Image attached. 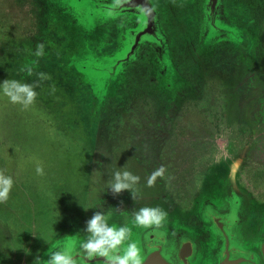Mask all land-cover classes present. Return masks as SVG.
<instances>
[{
	"label": "flooded vegetation",
	"instance_id": "flooded-vegetation-1",
	"mask_svg": "<svg viewBox=\"0 0 264 264\" xmlns=\"http://www.w3.org/2000/svg\"><path fill=\"white\" fill-rule=\"evenodd\" d=\"M2 1L0 15L16 13L31 27V14L45 10L29 8L30 0H22V9H16L14 0L12 5L11 0ZM140 5H123L122 50L140 45L122 75V107L109 111L108 123L100 125L95 119L102 112L104 73L94 66L85 69L82 61L87 57L69 55L71 46L57 42L54 29L48 34L52 43L46 32L39 38L44 55L36 56L35 48H25L15 36L17 22L0 17V48L7 50L0 61V84L12 80L10 68L17 58L34 67L32 75L22 74L23 83L39 82L28 109L11 103L0 88V171L14 181L8 201L0 203V264L48 259L62 248L65 238L60 237L67 230L82 237L65 249L77 264H104L83 254L80 245L87 236L78 233L85 232L97 211L107 222L128 226L127 215L141 208L125 190L112 193L118 163L122 171L148 176L164 167L156 181L170 196L169 220L176 216L174 224L186 228L180 264H264V0H198V5L187 0L182 6L188 14L181 19L189 22L178 28L174 42V31L157 4L155 11ZM104 11L85 9L88 25L83 32L91 36L77 46L89 56L91 44H102V35L98 40L92 35L103 29L95 23L107 20L101 16ZM138 22L143 27L135 32ZM63 70L87 81L91 94L82 99L62 78ZM41 72L51 79L38 81ZM55 89L70 96L75 110L70 121H57L61 110L49 108ZM162 96L165 104L160 103ZM183 100L187 103L178 104ZM35 128L43 135L39 143L32 136ZM77 128L87 137L75 136ZM48 142L62 149L61 164L47 147L42 154ZM38 165L42 176L36 173ZM68 178L78 179L81 189H74ZM39 211L45 213V235L37 231ZM158 236L167 241L160 245ZM131 237L135 242L133 231ZM149 239L141 248L147 258L166 249V235L151 233Z\"/></svg>",
	"mask_w": 264,
	"mask_h": 264
},
{
	"label": "rangeland",
	"instance_id": "rangeland-1",
	"mask_svg": "<svg viewBox=\"0 0 264 264\" xmlns=\"http://www.w3.org/2000/svg\"><path fill=\"white\" fill-rule=\"evenodd\" d=\"M89 0H40L37 2L29 1V8L33 9L35 6V9L40 8V9H45L44 13L40 14H31L30 19L33 21L32 22V27L31 25L29 26L30 22L24 21V18L17 15L16 13L9 14L8 13L4 14L7 16L3 18L4 20H7L9 22H12V19L17 22V25L19 27L17 28L18 33H15V36L19 35L20 37V42L24 43L25 48H35L37 50V45L41 44L40 42V37L44 36V32L47 33V39L52 43L50 40L48 34L53 33L52 29L56 31L57 34H59V37L57 39V42H63L64 44H69L71 47H67L66 51L68 52L69 55L75 56V57H87L88 59H83V65L86 67L85 69L90 70L93 66L96 69H99V72H103L104 75L101 77V79L105 83V95L104 99L102 100V112H100L97 116L96 123L99 124V122L104 121L105 123H108V112L117 110L116 108L122 107V78L124 76L123 72L125 68L129 65L130 62H132L135 59L136 56V51L137 47L140 45L137 44L134 46L130 45L129 47H125L122 50V12H119L117 10V7L114 5V0H106V1H101V0H93L90 2L89 5ZM187 0H145V4L142 6H138L139 8L143 9L145 7L151 8L152 10L155 11V6L154 4L156 3L158 8H160L162 14L165 16L167 22L166 25H169V28L172 29L174 32L171 36V40L174 42L178 38V28L182 25H187L189 21H184L181 19V14H188L187 10L184 9L182 6L185 4ZM190 2H195L196 5H198V0H188ZM3 2L0 0V3ZM88 2V3H87ZM13 1L11 0L10 5H12ZM38 3V6L35 4ZM134 3H140V2H135ZM14 4L16 5V9H22L26 6H24V2L22 0H14ZM187 4H189L187 2ZM34 5V6H33ZM43 6V7H42ZM137 6V5H136ZM19 7V8H18ZM91 11H94L97 7H101L105 11L101 14V16L107 17V20L105 19H100L96 21L95 27L99 28L102 26L103 29H95V33L93 36H95V39L98 40V35L103 36V41L101 46H99L97 43L91 44L89 47L93 46L92 48L88 47L89 53L91 54L89 56L88 53L80 50L82 48V45L87 42V36L90 37L91 33L89 32H83V29L85 28L86 24L85 19H86V13L85 9L89 8ZM11 8V6H10ZM197 8V6H196ZM19 13V11L17 12ZM4 15H0L4 16ZM120 16V17H118ZM110 18V19H109ZM144 18V17H143ZM3 21V20H2ZM51 21V22H50ZM88 21V17H87ZM52 25H56L55 27H52ZM94 27V28H95ZM143 27V22H138L137 26L135 27V32ZM38 29H40V32L38 33ZM59 32V33H58ZM1 33V32H0ZM59 40V41H58ZM90 40V39H89ZM93 38L91 39V41ZM184 40V39H183ZM24 41V42H23ZM2 43V38L0 37V45ZM78 44H82L81 46H77ZM21 45V44H20ZM76 45V46H75ZM75 46V47H73ZM134 47V50H131ZM87 50V47L85 48ZM131 50V51H130ZM6 49L0 48V61L3 56V54L6 52ZM128 51V54L126 52ZM5 56V55H4ZM6 59V56H5ZM112 59V60H111ZM74 60V59H73ZM74 62L78 66V70H81V65L79 62L75 61ZM109 62V63H108ZM31 68L32 71L34 67L31 65H26V67L23 65L21 62V59L17 58L15 61L12 63L11 68H10V76L11 79L13 80L12 74L15 77L16 81H21L24 76L22 74L28 73L26 70L27 68ZM7 70H9L7 68ZM26 70V72H24ZM12 73V74H11ZM62 78L66 79L67 83L70 84L72 89L82 98L85 99L86 94L92 92L91 87L89 86V83L85 80H83L80 76L78 78H75L71 75H69L66 71H61L60 72ZM60 76V77H61ZM130 76V75H129ZM128 76V77H129ZM127 77V78H128ZM24 80L21 81L23 83ZM54 92L50 93V104L49 108L53 112H58L61 110V115L57 118L58 120H63V117L66 118L67 120H71L74 118L75 115V110L74 107L71 104V99L70 96L59 89L53 90ZM57 95V101L56 99ZM110 95V97H108ZM109 98V99H108ZM177 97L175 98L176 102ZM187 100V98H185ZM183 100V102H178V104H186L187 102ZM162 101V104H165V97L162 96L160 103ZM204 102H201L203 104ZM122 109L118 110L121 111ZM81 115V113H80ZM114 115V114H113ZM112 115V116H113ZM64 121V120H63ZM100 125V124H99ZM108 124L106 125V127ZM32 134V133H31ZM36 138V142L39 143L43 135L39 131V129H36L33 131L32 136ZM74 135L77 137H82L86 138L87 137V132L84 130L83 132L81 129L77 128L74 132ZM34 138L32 137L31 140ZM44 146V145H43ZM31 147L34 148V145L31 144ZM47 149L51 152L53 155V160L54 162H58L61 164L63 162V155L62 154V149L60 147L55 146L53 143L48 142L45 148L43 147L42 154H44V149ZM36 153L38 150L35 151ZM125 154V153H124ZM34 156V155H33ZM14 159V158H13ZM10 159V160H13ZM10 165H13V163L10 161ZM31 165V164H30ZM119 171L121 170V164H117ZM132 174L138 176L140 178L139 183L136 185V188L138 189L137 192V206L140 207H159L163 209L167 213V218L166 221L164 222V226L159 229L155 228H149V229H142L139 227H135L133 225V213H129L128 219L126 220V223L129 221L130 227L133 231V236L135 233V243L137 246L141 249L143 247H146L148 243H150L149 235L151 233H156V234H163L168 237V244H166V249L162 252V255L166 261H168L170 264H180L178 262V258L180 257V250L184 243L187 241V238H184V235L186 234V228H181L177 224H174L176 221V216L172 218L170 221L169 218L172 217L171 215V209L170 205L167 204L170 202V196H167V193H165L160 185L155 181V184L153 187H148L147 186V179L148 175L146 172L144 173H136L132 172ZM68 180L72 182L69 178ZM67 183V179L63 182ZM74 189L80 190L81 188L78 186L79 182L78 179L74 180ZM124 192L130 193L129 190H125ZM108 204L109 202H105ZM219 204V203H218ZM42 209V208H41ZM109 210V209H108ZM45 213L40 212L36 214L37 216V223L42 222L44 219ZM125 218V216H124ZM125 220V219H124ZM177 223V222H176ZM109 226L115 225L116 227L122 226V221L121 222H108ZM37 231L42 234H47L48 230L45 226V224H39ZM178 236L174 235V233ZM83 236H87L88 234L86 232L83 233H78ZM179 234V235H178ZM171 239H170V238ZM65 238L64 241L62 242V248L64 249H71L72 246L70 245L71 242H74V239H81L82 237L75 235L74 232H71L69 230L67 231H62V237L60 239ZM161 239L160 236L156 238V240ZM170 240L172 241V245H169ZM174 241H177L175 243ZM129 242H134V238L131 237ZM143 246H142V245ZM126 246V244H125ZM72 254V251H71ZM144 259H146L147 255L141 254ZM146 255V256H145ZM210 263H204V264H211ZM196 264V263H192Z\"/></svg>",
	"mask_w": 264,
	"mask_h": 264
},
{
	"label": "clouds",
	"instance_id": "clouds-1",
	"mask_svg": "<svg viewBox=\"0 0 264 264\" xmlns=\"http://www.w3.org/2000/svg\"><path fill=\"white\" fill-rule=\"evenodd\" d=\"M126 0H114V5L119 7ZM36 56L44 55V45L38 44L35 52ZM28 74L32 75V69L27 68ZM38 81L51 79L46 73H38ZM36 84L21 83L16 80H4L0 84L3 94L7 96L11 103L20 104L24 109H28L35 103L37 92ZM165 169L163 166L153 171L147 179V186L153 187L157 177H161ZM37 175H44L43 167H36ZM140 178L131 172L116 171L110 189L113 194H119L124 190H129L133 201L137 198L138 189L136 185ZM14 181L11 176H7L0 171V203H6L9 199ZM167 213L159 207H141L133 213V225L142 229H159L164 226ZM85 232L87 239L81 242L80 248L83 254L89 259L103 258L104 264H144L141 249L135 242H129L132 229L128 226H109L105 215L101 211L94 213L93 217L86 222ZM126 244V247H125ZM33 264H77L76 259L65 249L52 251L48 259L41 261L37 256Z\"/></svg>",
	"mask_w": 264,
	"mask_h": 264
},
{
	"label": "water",
	"instance_id": "water-1",
	"mask_svg": "<svg viewBox=\"0 0 264 264\" xmlns=\"http://www.w3.org/2000/svg\"><path fill=\"white\" fill-rule=\"evenodd\" d=\"M134 1L145 4V0H126V2L123 3L122 5H120L119 7H117V6H115V7H117V10H119V12H122L123 5H125L127 3H134ZM160 238H161V239H159L160 245L163 241H167L166 237L162 238V236H161ZM97 259L103 260V258H97ZM144 264H169V263H167V261L164 260V257L162 255V251H160L159 254L155 253L153 256H150L149 258L146 257V259H144Z\"/></svg>",
	"mask_w": 264,
	"mask_h": 264
}]
</instances>
